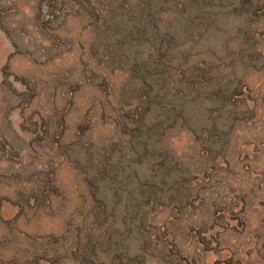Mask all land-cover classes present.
<instances>
[{
    "label": "rangeland",
    "instance_id": "1",
    "mask_svg": "<svg viewBox=\"0 0 264 264\" xmlns=\"http://www.w3.org/2000/svg\"><path fill=\"white\" fill-rule=\"evenodd\" d=\"M0 264H264V0H0Z\"/></svg>",
    "mask_w": 264,
    "mask_h": 264
}]
</instances>
